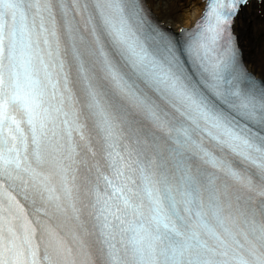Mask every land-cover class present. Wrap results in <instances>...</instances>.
<instances>
[{
	"label": "snow or ice",
	"instance_id": "snow-or-ice-1",
	"mask_svg": "<svg viewBox=\"0 0 264 264\" xmlns=\"http://www.w3.org/2000/svg\"><path fill=\"white\" fill-rule=\"evenodd\" d=\"M248 3L208 0L172 39L140 0H0V264H76L90 236L104 264H264V77L231 33Z\"/></svg>",
	"mask_w": 264,
	"mask_h": 264
},
{
	"label": "bare ground",
	"instance_id": "bare-ground-1",
	"mask_svg": "<svg viewBox=\"0 0 264 264\" xmlns=\"http://www.w3.org/2000/svg\"><path fill=\"white\" fill-rule=\"evenodd\" d=\"M157 1L146 0V3L161 20L173 24L176 30L190 26L204 6L203 0H165V5ZM259 23H264V0L249 1L242 7L235 18L234 28L248 68L257 76L264 77V42L259 43L255 36Z\"/></svg>",
	"mask_w": 264,
	"mask_h": 264
},
{
	"label": "rangeland",
	"instance_id": "rangeland-1",
	"mask_svg": "<svg viewBox=\"0 0 264 264\" xmlns=\"http://www.w3.org/2000/svg\"><path fill=\"white\" fill-rule=\"evenodd\" d=\"M158 1H159V3H162L163 5H165V2H166L165 0H161V2H160V0H158ZM158 1H157V3H158ZM171 25H173V24H171ZM255 36H256L259 43L264 42V23H259L257 25V27L255 29Z\"/></svg>",
	"mask_w": 264,
	"mask_h": 264
}]
</instances>
